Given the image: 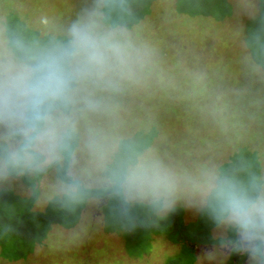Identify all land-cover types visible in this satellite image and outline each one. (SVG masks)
I'll return each mask as SVG.
<instances>
[{
    "label": "clouds",
    "instance_id": "clouds-1",
    "mask_svg": "<svg viewBox=\"0 0 264 264\" xmlns=\"http://www.w3.org/2000/svg\"><path fill=\"white\" fill-rule=\"evenodd\" d=\"M130 17V0H90L63 25L0 20V186L19 184L60 213L105 202L126 231L190 202L220 247L264 264V177L181 176L125 119L121 98L142 85L154 56L133 37ZM249 45L264 58V22Z\"/></svg>",
    "mask_w": 264,
    "mask_h": 264
},
{
    "label": "rangeland",
    "instance_id": "rangeland-1",
    "mask_svg": "<svg viewBox=\"0 0 264 264\" xmlns=\"http://www.w3.org/2000/svg\"><path fill=\"white\" fill-rule=\"evenodd\" d=\"M182 1L130 0L136 7L129 28L154 56L142 85L121 98L125 119L138 133L144 130L141 135L155 155L181 176L221 170L228 163L236 165L233 169L240 176H256L259 164L264 177V58H257L249 45L250 33L264 22V1L258 0V7L257 0ZM89 2L0 0V20L32 30L39 29L41 17L63 25ZM181 6H189V13L182 14ZM156 130L158 135L149 139ZM22 187L0 190V218L7 217L12 194L26 192ZM87 207L83 216L68 223L61 220V226L69 225L67 230L54 226L48 231V224H38L33 215L28 222L38 225L25 240L8 238L13 236L12 224L9 217L0 219V264H166L173 254L171 264H248L241 254L228 256L231 249L217 245L219 240L199 245L195 258L194 243L210 242L205 236L186 234L188 241L179 246L157 234L149 246L152 237L141 227L123 234L111 229L106 204L101 209L96 202ZM177 207L184 208L185 221L199 214L211 224L190 202ZM66 218L61 213L59 219ZM211 233L219 237L215 227ZM39 239L45 241L36 247ZM23 253L25 259H16Z\"/></svg>",
    "mask_w": 264,
    "mask_h": 264
},
{
    "label": "trees",
    "instance_id": "trees-1",
    "mask_svg": "<svg viewBox=\"0 0 264 264\" xmlns=\"http://www.w3.org/2000/svg\"><path fill=\"white\" fill-rule=\"evenodd\" d=\"M196 1L195 0H192V3H195ZM181 2L184 3L182 0H181ZM187 2H188L187 3L188 5L191 4L190 0H187ZM142 5H144V4H142ZM133 6L134 5L132 4L131 7L133 8ZM138 6H140V5H138ZM135 7L133 9H131V10L134 11ZM188 8H190V7L188 6L186 9H183L182 6H181V13L182 14L189 13L190 9H188ZM192 14H194V13H192ZM131 23H132V21H128L129 27H130ZM140 130H141V131H139L140 134L144 132L143 129H140ZM157 135H158V131L156 130V134H152L149 139H153L154 136H157ZM247 154L250 155L249 152H244L243 153V155H247ZM254 156L256 157V155H254ZM256 160H257V157H256ZM257 162H258V160H257ZM242 164H243L242 167L245 168V164L244 163H242ZM248 165H250V164H248ZM224 167H226L227 169H233V168L236 167V165L235 164L234 165H231V164H228V163H224L221 166L222 169L220 171H223L224 170ZM256 167H258V171H257L256 176L257 177H261L262 166H260L259 164L258 165L256 164ZM248 170H249V173L252 172V170L250 168H248ZM251 174L254 175L253 173H251ZM29 208L30 207L26 208V212H25L26 214H25V216L23 218L25 220V223L23 225H19V228H18V225L16 226V230L21 229V233H16L15 231H13L11 233V234H13V236L8 237L11 240H14V238H21L22 240H25L24 239V238H26L25 237V234H28V236L30 235L29 231L32 229V227L30 225L31 223L28 222V218L32 217L35 214L33 212H31ZM10 211H12L14 213H11ZM10 211L7 214V217H9V221L10 222L11 221H15V218H19V217H16L17 211H13L12 209ZM20 213H22V212H19V214ZM184 216H185L184 215V208L177 207V209L175 211H173L172 213H169L167 216L164 215L165 219H163V220L154 219L146 227H141V229H143L144 230L143 232H146L149 235H152V234H154V235H157V234L164 235L168 239H170L174 244H179V245H181V243H185L186 241H188L187 240L188 238L186 236L187 233L184 234V235L181 233V232H184L185 230H186L185 232H187V230L188 231L190 230L189 231L190 233L191 232L192 233L195 232L200 238H202L203 236L208 237V240L210 242H212L213 240H216V241L219 240V239L214 238V236L211 233L212 229L215 227L212 224V222H211V224L206 223L205 221H203V219H200L201 218L200 216H198V219L197 220H193L192 222H190L189 227H188V226H186L184 224V220H185V217ZM7 217H3L2 216L0 219L6 221L7 220L6 219ZM41 217H42V215H41ZM48 218H46L44 220H41V222L42 223H46V221H47ZM208 222H209V220H208ZM108 224H109V226H111L110 227L111 229L114 227L111 222H109ZM168 225H170L169 228H168ZM25 230H26V232H25ZM114 230H116V227H114ZM134 231H136V229ZM22 232H24V233H22ZM124 232L130 233L131 231H126L124 229H121L120 230L118 228V233L123 234ZM149 235H147V236H149ZM217 238H219V237H217ZM150 245H151V243L149 244V246ZM15 246L18 247L19 249H21L19 247V240H17V239L15 241ZM144 247H145V244H144ZM143 253H145V252L143 251ZM143 253H142V255H143ZM241 255L245 257L244 260H243V262H244L247 259V256L246 255H243V254H241ZM26 256L27 255L23 253L22 256L17 257L16 259H20V258L25 259ZM239 257H240V255H239ZM171 260L169 261V259H168V262H166V264H171Z\"/></svg>",
    "mask_w": 264,
    "mask_h": 264
},
{
    "label": "crops",
    "instance_id": "crops-1",
    "mask_svg": "<svg viewBox=\"0 0 264 264\" xmlns=\"http://www.w3.org/2000/svg\"><path fill=\"white\" fill-rule=\"evenodd\" d=\"M151 1H154V0H151ZM262 1H264V0H262ZM152 4V3H151ZM256 7H258V0H257V4H256ZM255 7V8H256ZM4 187L3 186H0V190L1 189H3ZM23 189H25V191L26 192H18V193H20L19 194V196L21 195V197H22V199L21 198H19V196H17V195H15L14 193L12 194V196L11 197H9V198H11L10 199V208H9V210L8 211H6L5 213H6V215L9 213V211L12 209L13 211H17V213H16V217H19L20 218V216H21V220H18L19 218H15V221H11L10 223L13 225L12 227H11V231L13 232V231H15L16 233H21V229H19V230H16V226L18 225V228H19V225H23L24 223H25V220L23 219L24 218V216H25V211H23L22 209H25L26 210V208H28V207H30L29 209H30V211L31 212H33L36 216H38V218L40 219H38L39 220V222H38V224H40L41 223V225L43 224L42 222H41V220H44V219H46V218H48L49 217V215H50V217L47 219V221H46V223H44V224H48L47 226H48V231H51V229L52 228H54V226H59L61 229H65V230H67L68 228H69V225H66V224H63L64 226H61L60 224H62V221L61 220H64V222H66V223H68V222H70V220H72L73 218H75L76 216H83L85 213H86V209L88 208L87 207V205H89L90 206V204L92 203V202H90V203H88V204H85L84 206H82L77 212H75V213H63L65 216H67V218L66 219H59L60 218V215H61V213L60 212H57V211H55V210H53L52 208H50V207H41V206H39V205H37V204H35L34 202H33V199H32V195H31V192H30V189H27V188H25V187H22V190ZM29 197L31 198V199H29ZM28 199H29V201H28ZM100 203V209H101V207L105 204V202H99ZM11 213H14V212H12V211H10ZM19 212H22V214L20 215L19 214ZM19 214V215H18ZM42 215V217H41V215ZM169 213H164V215L165 216H167ZM184 215H185V210H184ZM198 216H199V214H198ZM3 217H6V216H3ZM185 217V216H184ZM198 219V217L196 218V219H194V220H197ZM185 220H186V218H185ZM184 220V224L186 225V226H188L189 227V224H190V222H192L193 220H191V221H185ZM72 222V221H71ZM37 224V225H38ZM31 225V227H32V229L29 231V233H31V231H33V227H35V226H37L36 224H30ZM186 231V230H185ZM181 232L183 235L184 234H189L190 236H192V238H200L195 232H189L188 230H187V232ZM25 232H26V230H25ZM22 233H24V232H22ZM22 235V234H21ZM30 236V235H29ZM28 236V234H25V237L27 238V237H29ZM152 238H151V244H152V242H153V238H154V234H152V235H150ZM163 236V235H162ZM168 239V238H167ZM216 239H218V238H216ZM201 240V239H200ZM44 241H45V239L44 240H37V241H35V243H36V247L38 246V245H40V246H42V244L44 243ZM20 244V243H19ZM205 244H215L213 241L212 242H207V243H205V242H203V241H200V242H196V243H194V248H193V255H194V257L195 258H197L196 256H195V253L198 255V253H197V247L199 246V245H205ZM177 245V244H176ZM217 245H220V243H218L217 242ZM180 246V245H179ZM144 254V253H143ZM174 255V254H173ZM173 255H171V256H169L170 258L171 257H173ZM240 255V254H239ZM228 256H231L232 258H233V251H229V255ZM169 257H168V259H169ZM237 260V259H236ZM235 260V261H236ZM165 263V262H164ZM172 264H173V262H172Z\"/></svg>",
    "mask_w": 264,
    "mask_h": 264
}]
</instances>
